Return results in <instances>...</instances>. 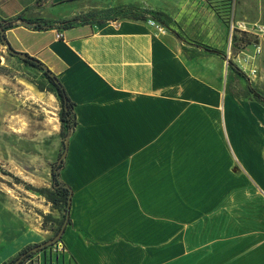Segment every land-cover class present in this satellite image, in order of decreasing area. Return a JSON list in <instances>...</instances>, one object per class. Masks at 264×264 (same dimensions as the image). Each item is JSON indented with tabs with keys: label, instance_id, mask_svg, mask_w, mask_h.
I'll return each mask as SVG.
<instances>
[{
	"label": "crops",
	"instance_id": "0c3cea01",
	"mask_svg": "<svg viewBox=\"0 0 264 264\" xmlns=\"http://www.w3.org/2000/svg\"><path fill=\"white\" fill-rule=\"evenodd\" d=\"M205 1L0 0L10 45L44 63L74 103L57 264H264V113L223 98L175 34L186 20L215 25ZM96 8L169 23L165 34L132 17L64 27ZM41 241L0 202V264Z\"/></svg>",
	"mask_w": 264,
	"mask_h": 264
},
{
	"label": "rangeland",
	"instance_id": "374dc122",
	"mask_svg": "<svg viewBox=\"0 0 264 264\" xmlns=\"http://www.w3.org/2000/svg\"><path fill=\"white\" fill-rule=\"evenodd\" d=\"M205 5L213 12L215 25L207 19H198L197 23L192 19L186 20L184 29L175 28L177 39L187 46L183 47L184 55L205 71L207 82H214L222 93H231L227 95L235 105L261 116L263 103L251 91L264 98V0H206ZM131 13L127 9L96 8L87 10L78 20L108 22L115 17H130ZM144 17L164 28L169 23L167 17H157L153 12ZM196 26L203 27L204 32L190 34ZM214 68L216 74L209 79L208 72ZM31 81H43L48 87L39 70L8 54L0 41V202L29 221L31 241L44 242L54 237L56 223H43L41 215L60 219L62 211L33 189L51 187V166L64 150V136L59 99L39 91ZM44 254L34 255L31 263L46 264L52 255Z\"/></svg>",
	"mask_w": 264,
	"mask_h": 264
},
{
	"label": "trees",
	"instance_id": "16d2710c",
	"mask_svg": "<svg viewBox=\"0 0 264 264\" xmlns=\"http://www.w3.org/2000/svg\"><path fill=\"white\" fill-rule=\"evenodd\" d=\"M131 11V10H129ZM157 17H164V15L160 12H153ZM135 20H144L145 17L144 15L141 14H134L132 13L129 15ZM78 19H74L72 21L65 22L66 24L64 27H67L70 24H73V21L75 22ZM2 27L6 31L7 29L11 28L13 26L12 22L0 20ZM33 28L36 30H43L48 28L46 24H39L35 23L33 25ZM32 58V57H31ZM20 59V58H19ZM35 62H31L29 60H22L20 61L24 64L30 65L37 70H39L42 73V76L44 80L47 82L48 87L45 86V83L43 81H31V83L41 92H50L54 94L58 99L61 104V108L59 111V119L62 123L63 126V131H61V135L64 136V139L66 136H68L75 126V115L73 113V107L74 103L69 99L66 91L64 90L63 86L61 83L58 81L57 77L53 75L41 62H39L37 59L33 58ZM229 65H232V63L229 61ZM44 68L47 69V71H44ZM252 94L256 96V98L263 103L264 106V98L260 97L257 93L254 91H251ZM64 145V144H63ZM63 168V160L58 161L54 163L51 166L50 174H51V187L50 188H38V189H33L36 191L39 195L43 196L55 209L60 208L62 211V216L60 219L53 217L51 214H42V220L43 223H48V222H54L56 223V228L54 232V236L58 233L64 219H65V214L67 210V199L69 196L72 195L71 188L60 181L59 179V174L60 170ZM70 223V220H68V224ZM42 243V242H41ZM40 244V243H38ZM38 244H33V245H27L24 248H22L18 254L7 261L5 264H32L31 259L32 257L39 253L40 251H43L47 249L48 247H45L41 250H38L37 252H32L31 249L35 247ZM20 259V260H19ZM19 260V261H18Z\"/></svg>",
	"mask_w": 264,
	"mask_h": 264
},
{
	"label": "water",
	"instance_id": "95a60500",
	"mask_svg": "<svg viewBox=\"0 0 264 264\" xmlns=\"http://www.w3.org/2000/svg\"><path fill=\"white\" fill-rule=\"evenodd\" d=\"M0 41L5 46L7 53L10 54L11 56L18 57V58H20L22 60H29L31 62H35V60H33V58H31L26 53L20 52V51H16L15 49H13V47L10 45L9 41L7 40V38L5 36V30L2 27L1 23H0ZM44 71H47V69L44 68ZM69 137H70V134L65 137L64 150H63L61 156L58 159L59 162L62 161L66 157V154H67V151H68V145H69ZM70 205H71V196H69L68 199H67V210H66V214H65V219H64V221H63L58 233L53 238H51L49 240H46V241L36 245L35 247H33L31 249L32 252L35 253L38 250H41V249H43L45 247H49L50 245H52L54 243H57V242H59L61 240V237H62V235H63V233H64V231L66 229V226L68 225Z\"/></svg>",
	"mask_w": 264,
	"mask_h": 264
},
{
	"label": "built area",
	"instance_id": "2783aa9c",
	"mask_svg": "<svg viewBox=\"0 0 264 264\" xmlns=\"http://www.w3.org/2000/svg\"><path fill=\"white\" fill-rule=\"evenodd\" d=\"M148 25L153 27L157 33L159 34H165L166 33V29L161 26L157 21H155L154 19L152 18H149L146 20ZM235 28V25L234 23L231 22L230 24V29L231 31H233ZM62 37V34L61 33H58L57 34V38H61ZM255 72V71H254ZM253 72V73H254ZM47 252V255H58L60 253H64L65 252V249L64 247L62 246V244H60L59 242L57 243H54L52 245H50L47 249L35 254V255H44V252ZM47 264H57L56 262H54L53 260H49Z\"/></svg>",
	"mask_w": 264,
	"mask_h": 264
},
{
	"label": "flooded vegetation",
	"instance_id": "af4514ba",
	"mask_svg": "<svg viewBox=\"0 0 264 264\" xmlns=\"http://www.w3.org/2000/svg\"><path fill=\"white\" fill-rule=\"evenodd\" d=\"M65 140V139H64ZM63 144H64V142H63ZM64 146V145H63Z\"/></svg>",
	"mask_w": 264,
	"mask_h": 264
}]
</instances>
